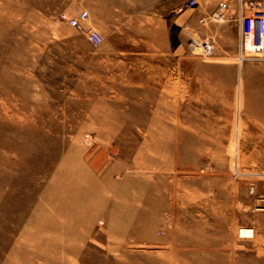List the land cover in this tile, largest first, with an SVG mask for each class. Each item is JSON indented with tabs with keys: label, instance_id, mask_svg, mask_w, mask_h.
Instances as JSON below:
<instances>
[{
	"label": "rangeland",
	"instance_id": "rangeland-1",
	"mask_svg": "<svg viewBox=\"0 0 264 264\" xmlns=\"http://www.w3.org/2000/svg\"><path fill=\"white\" fill-rule=\"evenodd\" d=\"M58 10L0 0V264H264V134L247 147L239 67L181 23L171 81L112 84L143 55L104 53Z\"/></svg>",
	"mask_w": 264,
	"mask_h": 264
},
{
	"label": "crops",
	"instance_id": "crops-1",
	"mask_svg": "<svg viewBox=\"0 0 264 264\" xmlns=\"http://www.w3.org/2000/svg\"><path fill=\"white\" fill-rule=\"evenodd\" d=\"M221 1L223 0H207L206 7L191 14L185 9V0H58V11L59 14L74 17L82 10H88L85 25L96 28L103 35L104 40L99 46L104 53L143 55L137 61L136 68H139L140 74L138 80H118V66H108L109 75L114 79L110 81L112 84L162 86L171 81V70L174 68L179 73V69H182L180 65L184 62L180 64L179 61L182 47L179 42L180 24L186 23L181 29L182 33L190 28H198L201 37L210 40L213 45L215 60L211 62L212 66L239 67L241 117L252 123L246 132L250 143L247 147H253V135L264 134V94L258 93L260 91L254 82L255 73L264 66L253 62L239 64L232 60L237 57L240 46L241 11L240 6H233V0H226L229 7L224 16L214 19L211 13ZM188 37L189 40L190 36ZM164 60H174V66L164 64ZM131 67L135 68L133 65ZM176 78L179 79L178 75ZM234 254L235 261L237 257L242 259L243 254L237 250Z\"/></svg>",
	"mask_w": 264,
	"mask_h": 264
},
{
	"label": "built area",
	"instance_id": "built-area-1",
	"mask_svg": "<svg viewBox=\"0 0 264 264\" xmlns=\"http://www.w3.org/2000/svg\"><path fill=\"white\" fill-rule=\"evenodd\" d=\"M195 4L196 1L192 0L190 5ZM228 7V1H221L219 6L212 12V17L214 19L222 18L224 16L225 10ZM240 11L241 13L239 21L241 37L237 55L238 62L239 64L248 61L264 62V4L260 5L256 1L244 3L243 0H240ZM64 16L67 17L66 15ZM88 16L89 11L84 9L77 16L67 18L71 26L83 31L92 44L98 46L103 42L104 37L96 28L87 27L85 25ZM191 44L199 45L201 42L197 39H194L193 43ZM202 44L209 51L213 50V45L211 44L210 40L205 39ZM261 200L264 201V196L261 198ZM260 209H264V207ZM244 236H253V232L251 235Z\"/></svg>",
	"mask_w": 264,
	"mask_h": 264
},
{
	"label": "bare ground",
	"instance_id": "bare-ground-1",
	"mask_svg": "<svg viewBox=\"0 0 264 264\" xmlns=\"http://www.w3.org/2000/svg\"><path fill=\"white\" fill-rule=\"evenodd\" d=\"M154 125L155 126H157L158 125V123L156 122V123H154ZM176 125H178V124H176ZM157 139H159L156 135H155V133H150V138H149V140L147 141V143H146V145H150L151 143H155V141L157 140ZM163 139V138H162ZM166 139H167V141H168V143H169V145L170 146H175V148L177 149L178 148V143H179V136H177L176 138H175V136H174V132L172 131V130H168L167 131V135H166ZM202 146H199V147H197L198 149H200ZM90 187V186H89ZM90 188L87 190V187H83L82 189H80L79 190V192L81 193L80 195H79V198L81 197V196H89L88 194L90 193ZM76 192H77V189H76ZM78 194V193H77ZM173 195V194H172ZM157 207H155V210H154V213H156L157 212ZM72 213H73V211H72ZM151 214H152V212H150ZM80 213H78V212H76L75 213V215L78 217V215H79ZM129 215H125V216H122L121 217V215H119V217L120 218H123V219H127L128 220V217ZM128 217V218H127ZM240 232L242 233V234H244V235H251L252 234V232H253V229L252 228H242L241 230H240Z\"/></svg>",
	"mask_w": 264,
	"mask_h": 264
}]
</instances>
